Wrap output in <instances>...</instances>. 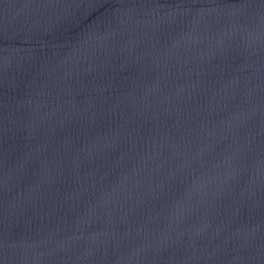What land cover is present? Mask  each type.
<instances>
[{
  "label": "water",
  "instance_id": "obj_1",
  "mask_svg": "<svg viewBox=\"0 0 264 264\" xmlns=\"http://www.w3.org/2000/svg\"><path fill=\"white\" fill-rule=\"evenodd\" d=\"M0 264H264V0H0Z\"/></svg>",
  "mask_w": 264,
  "mask_h": 264
}]
</instances>
